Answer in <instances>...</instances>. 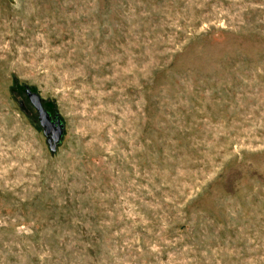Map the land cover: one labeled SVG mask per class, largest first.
Here are the masks:
<instances>
[{
	"label": "rangeland",
	"instance_id": "1",
	"mask_svg": "<svg viewBox=\"0 0 264 264\" xmlns=\"http://www.w3.org/2000/svg\"><path fill=\"white\" fill-rule=\"evenodd\" d=\"M0 264H264V0H0Z\"/></svg>",
	"mask_w": 264,
	"mask_h": 264
},
{
	"label": "water",
	"instance_id": "2",
	"mask_svg": "<svg viewBox=\"0 0 264 264\" xmlns=\"http://www.w3.org/2000/svg\"><path fill=\"white\" fill-rule=\"evenodd\" d=\"M25 94L28 96L29 103L38 113V123L42 128L44 137L47 139L49 151L55 153L62 139L63 124L59 119H52L48 111L44 110L40 96L28 89Z\"/></svg>",
	"mask_w": 264,
	"mask_h": 264
}]
</instances>
